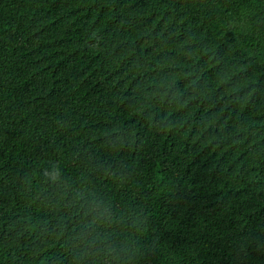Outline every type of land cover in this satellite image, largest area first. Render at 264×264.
Masks as SVG:
<instances>
[{
    "label": "trees",
    "instance_id": "trees-1",
    "mask_svg": "<svg viewBox=\"0 0 264 264\" xmlns=\"http://www.w3.org/2000/svg\"><path fill=\"white\" fill-rule=\"evenodd\" d=\"M264 0H0V264H264Z\"/></svg>",
    "mask_w": 264,
    "mask_h": 264
},
{
    "label": "water",
    "instance_id": "water-1",
    "mask_svg": "<svg viewBox=\"0 0 264 264\" xmlns=\"http://www.w3.org/2000/svg\"><path fill=\"white\" fill-rule=\"evenodd\" d=\"M262 5L264 6V1L262 2Z\"/></svg>",
    "mask_w": 264,
    "mask_h": 264
}]
</instances>
